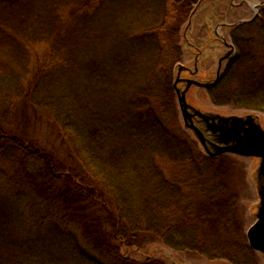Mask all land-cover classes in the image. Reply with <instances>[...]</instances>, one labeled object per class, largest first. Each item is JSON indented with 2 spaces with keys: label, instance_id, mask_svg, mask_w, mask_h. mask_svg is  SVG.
Here are the masks:
<instances>
[{
  "label": "trees",
  "instance_id": "obj_1",
  "mask_svg": "<svg viewBox=\"0 0 264 264\" xmlns=\"http://www.w3.org/2000/svg\"><path fill=\"white\" fill-rule=\"evenodd\" d=\"M200 1L0 0V264H166L120 249L147 242L259 264L238 160L179 121L181 29ZM231 40L209 100L264 113V5ZM17 104L54 122L84 177L10 132Z\"/></svg>",
  "mask_w": 264,
  "mask_h": 264
},
{
  "label": "rangeland",
  "instance_id": "obj_2",
  "mask_svg": "<svg viewBox=\"0 0 264 264\" xmlns=\"http://www.w3.org/2000/svg\"><path fill=\"white\" fill-rule=\"evenodd\" d=\"M261 1L263 0H201L194 7L190 23L188 24V20L183 24L181 29L182 61L179 64L192 69L195 56L198 52H201L197 61L198 72L193 76L187 73L184 75L201 82L213 80L216 76L219 58L229 50L226 44L224 45L214 39L216 37L214 30L217 29L223 35L218 37H224L223 41L230 44L231 35L228 36V33L231 31L230 27L232 24L240 20L250 19L256 12L254 6ZM209 38L212 39L209 40ZM224 64L225 61L222 63V68ZM177 70L178 66L175 69V76ZM186 101L204 113L224 116L253 115L264 129V113L214 105L209 100L207 91L203 88L191 86L186 93ZM30 112H32L31 115L29 114V110L21 105L17 104L14 106L11 115L5 121L10 132L19 136L21 140L36 142L39 147L52 152L60 167L65 171L83 176L84 173L81 167L76 163L69 146L64 141L54 122L42 113H36L31 110ZM178 115L180 125H182V118L180 114ZM186 131L196 139L191 130L186 128ZM200 147L204 151L201 145ZM235 157L238 161L232 175L233 187L240 195L239 208L243 218L244 231H246L255 222V214L259 204L257 195L259 159L255 157ZM90 185L92 186V184ZM93 195H97V193L95 192ZM120 249L123 254L135 260H143L150 256L158 258L166 264H229L225 261H207L190 254L175 252L159 242H147L140 247L120 245ZM257 255L259 257V264H264V256Z\"/></svg>",
  "mask_w": 264,
  "mask_h": 264
},
{
  "label": "water",
  "instance_id": "obj_3",
  "mask_svg": "<svg viewBox=\"0 0 264 264\" xmlns=\"http://www.w3.org/2000/svg\"><path fill=\"white\" fill-rule=\"evenodd\" d=\"M262 5H264V0L257 4L255 9ZM256 14L257 12L254 13L252 19ZM190 19L188 24L190 23ZM224 43L229 47V50L219 58L216 77L213 80L200 82L195 79H181V71L187 68L179 65L173 86L184 127L191 130L193 136L203 147L207 155L215 157L221 154H232L239 157H255L259 159L257 169V195L259 204L255 214V222L246 229L245 237L249 247L257 254L264 256V129L253 115L224 116L204 113L186 101V93L191 86L194 85L207 89L212 88L218 82L221 76L223 61L229 59L234 53L233 45L225 41ZM197 57H195L193 68L188 69L191 75H195L198 71ZM180 81L186 83L183 89L177 87ZM195 117L200 120L199 123L204 126V129L199 128L193 123L192 119Z\"/></svg>",
  "mask_w": 264,
  "mask_h": 264
},
{
  "label": "flooded vegetation",
  "instance_id": "obj_4",
  "mask_svg": "<svg viewBox=\"0 0 264 264\" xmlns=\"http://www.w3.org/2000/svg\"><path fill=\"white\" fill-rule=\"evenodd\" d=\"M258 10H259V8L257 9V12H258ZM252 16H253V15H252ZM250 20H251V18H250V19H246V20H240V21H238V22L232 24V26L230 27L231 31L228 33V36H230V35L232 34V32L235 31V30L239 27V25H241V24H245V23H248ZM226 25H227V24H226ZM214 34H215V36H216L214 39L220 41L222 44L225 45L223 39H221V37H218V36H223V35H221V34L217 31V29L214 30ZM223 38H224V37H223ZM211 39H212V38H211ZM211 39L209 38V40H211ZM225 42H226V41H225ZM230 44L233 45L232 40H231V37H230ZM233 54H234V53H233ZM199 55H201V52H198L197 55H196V56H198V57H197V61H198ZM196 56H195V57H196ZM227 60H228V59H227ZM227 60H224L225 63L227 62ZM194 62H195V58H194ZM218 62H219V60H218ZM188 69H189V68L184 69V70L181 71V73H180V75H182V76H180L181 79H192V78H189L188 76L184 75V74H186V73L189 74V75H191V73H190V71H189ZM177 71H178V70H177ZM177 71H176V74H177ZM197 72H198V71H197ZM216 73H217V72H216ZM191 76H193V75H191ZM195 80H196V79H195ZM185 85H186L185 82L180 81V82L177 84V87L180 88V89H183V88L185 87ZM193 86H194V85H193ZM197 87H198V86H197ZM173 88H174V86H173ZM200 88H202V87H200ZM203 89H205V88H203ZM208 89H210V88H207V89H205V90L207 91ZM174 91H175V89H174ZM192 121H193V123H195L196 126H198L199 128L204 129V126H203L202 124L199 123L200 120H199L197 117L193 118Z\"/></svg>",
  "mask_w": 264,
  "mask_h": 264
}]
</instances>
